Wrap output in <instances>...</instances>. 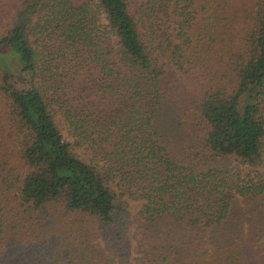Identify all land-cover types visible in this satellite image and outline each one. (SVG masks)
<instances>
[{
	"label": "trees",
	"instance_id": "obj_1",
	"mask_svg": "<svg viewBox=\"0 0 264 264\" xmlns=\"http://www.w3.org/2000/svg\"><path fill=\"white\" fill-rule=\"evenodd\" d=\"M3 51L0 264H129L124 197L140 264H264V0H0Z\"/></svg>",
	"mask_w": 264,
	"mask_h": 264
},
{
	"label": "rangeland",
	"instance_id": "obj_2",
	"mask_svg": "<svg viewBox=\"0 0 264 264\" xmlns=\"http://www.w3.org/2000/svg\"><path fill=\"white\" fill-rule=\"evenodd\" d=\"M142 1L143 0H129L136 14H138V8ZM0 55H1L0 56V76L4 74L5 72L4 69H6L9 66H13V68L9 71L10 73L19 72L18 69L20 68V65L18 63V58L16 60L13 56L7 54V51L0 52ZM170 73L175 76H178L181 80H184L183 76H180L179 73L175 69L171 68ZM2 113L4 114V111L0 107V115H2ZM55 121L64 139L67 142L73 143V139L69 135V132H68V129H67V126L65 124L63 117L60 114H56ZM76 151L82 159L86 160L87 162L89 161L90 157L83 149L77 148ZM258 172L264 175V167L259 169ZM122 199L126 201L129 205V211H130L131 222H132V225L130 226V229H129V235H128L129 240H130V245H131L130 247L132 250L129 264H140L139 260L143 258L148 248V239H147V236L145 238V235L143 234V230L139 228V226L135 223V219H136L137 214L142 210L144 203L141 201H132L126 197ZM243 236H244L243 239L246 243L245 250H246L247 257L249 261L251 262V264H254V257L256 254L251 249H248V243L246 241V230ZM260 261L263 262V260H260Z\"/></svg>",
	"mask_w": 264,
	"mask_h": 264
}]
</instances>
